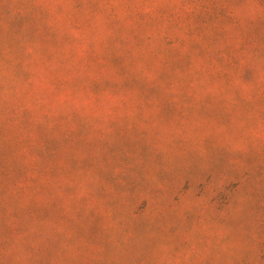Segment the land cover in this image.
Instances as JSON below:
<instances>
[{"label":"rangeland","instance_id":"rangeland-1","mask_svg":"<svg viewBox=\"0 0 264 264\" xmlns=\"http://www.w3.org/2000/svg\"><path fill=\"white\" fill-rule=\"evenodd\" d=\"M0 264H264V0H0Z\"/></svg>","mask_w":264,"mask_h":264}]
</instances>
